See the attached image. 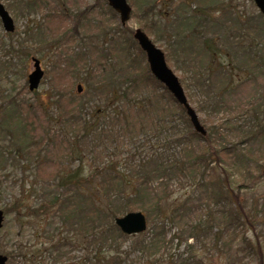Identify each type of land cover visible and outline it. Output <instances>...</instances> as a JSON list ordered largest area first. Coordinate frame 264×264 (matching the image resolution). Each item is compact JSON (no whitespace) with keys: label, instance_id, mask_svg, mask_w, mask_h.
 Here are the masks:
<instances>
[{"label":"rangeland","instance_id":"obj_1","mask_svg":"<svg viewBox=\"0 0 264 264\" xmlns=\"http://www.w3.org/2000/svg\"><path fill=\"white\" fill-rule=\"evenodd\" d=\"M1 1L16 25L14 37H5V42L0 39L1 44L20 42L21 38H27V31L36 32L40 23L49 19L54 29L60 33L73 29L75 23L72 16L60 18L58 14L61 11L69 10L75 14L91 8L90 11H94L96 19L102 20L100 18L105 13L104 17L111 20L110 28L121 24L119 14L112 17L109 10L101 6L98 0H50L52 6L56 7V13L49 10L52 6L42 7L36 12L22 10L20 4L26 0ZM127 1L132 8V15L136 13V16L131 15L130 21L125 25L132 32L130 40L133 41L137 29H142L138 15L141 16L143 10L148 13L151 9L150 17L153 18L155 27L153 34L147 35L165 53L169 68L179 78L207 135L212 134L216 146L227 154L234 144H238L247 154V161L250 163L245 169L241 166L233 168L230 161H224L220 165L222 177H226L227 184L231 186L229 195L234 199L237 197L241 207L236 210L240 218L238 221L231 218L229 205L224 200L220 205H208L206 189L199 180L195 185L188 173L167 180L161 190L158 185L160 181H155L154 192L162 199L164 218L168 221L159 219L157 210H152L153 216L155 215L152 222L146 213L137 211L146 215L147 231L132 236H122L115 232L116 241L111 246L113 254L109 259L110 264L119 261V257L123 264H176L181 258L185 260L192 254L202 260L203 264H257L258 253L252 254L245 244V239L256 247L261 245L264 256V16L254 0H133L142 4L140 12L137 10L139 6H135L131 0ZM56 2L62 3L59 9ZM201 5H204V9L209 13L203 23L201 19L200 23L188 21L181 25L182 23L177 22L179 19L183 22ZM183 11L186 15L179 18ZM52 15L54 19L50 17ZM93 30L91 27L81 33L72 32L74 41L69 47L79 50L83 43L98 48L104 44L106 46V43L110 45V38L107 37L106 41L105 36L93 34ZM0 32L1 35L7 34L2 23ZM194 35H203L202 38L211 40V47L218 52L214 67L223 68L215 75H210V81L217 87L223 82L229 84L227 89H221L220 93L224 97L219 95L220 99L212 95L207 96V89L203 91L198 88L197 79L200 74L203 79L209 78L207 71L202 70V66L208 61H203L199 55L195 60L188 54L190 47H195L192 42ZM198 44L196 47L204 50L202 43ZM56 48L57 44H54L53 40L35 45L30 39L28 47L22 50L31 55L29 60L24 54L23 57L16 56L5 76L0 73V88L4 95L15 99L16 106L21 105L20 109L15 110H20L22 123L27 120L24 104L32 108L34 114L28 121L33 122L34 126L29 130V136L34 138V145L37 144L27 153L24 151V144L18 142L16 145L17 126H11L13 136H6L0 120V210L5 212L4 227L0 231V254L9 257L8 264H94L99 261L100 264H105L101 258H97L95 248L88 247L85 238L62 225L57 210L43 208L44 201L48 200L44 191L49 189V184L58 183L62 171L72 172L80 165L78 160L71 158L73 153L75 156L76 151L73 136L78 134L79 129L72 127L71 123L69 127L64 126L65 122H71L75 115H71L73 103H78L83 109L82 118L85 116L90 120L93 116L99 115L102 118L103 113L106 114L100 124L103 130L105 121H109L112 116L107 113L112 111L113 105L116 106L113 100L108 99L107 91L101 97L99 92L103 91L102 88L96 92V85H86L85 80L91 74L86 75L84 72L76 76L68 69L55 71L53 67L57 62ZM168 49L174 53L172 58L169 57ZM103 54L106 56L107 51ZM127 55L130 61L135 60L136 65H144L145 59L147 61L146 54L145 58L136 46L124 54L116 52L112 58L114 62L117 60L123 63L121 60H125ZM8 56L6 51L0 52V68L9 62ZM34 59L41 62L44 77L39 88L32 92L29 75L35 70ZM91 60V66L97 75L95 74L90 82L96 84L104 82V79L116 78L114 82L120 83H115L119 88L124 84L129 86L128 73L134 69V63L116 66L112 62L101 73L104 67L97 63V53ZM103 60H106L105 57ZM9 66L10 64L6 65L7 69ZM89 68L87 66L86 70L89 71ZM198 70L202 71L199 75ZM225 77H228L226 81ZM80 85L81 93L78 92ZM105 89L107 90V87ZM153 90L143 87L142 94L152 93ZM132 93L136 97L133 91ZM157 93L160 95L163 90L158 88ZM6 102L4 101V104ZM177 120L174 118L175 122ZM135 122L139 125L138 129L124 132L118 139L106 138L102 136L103 131H99L100 134L96 136L98 149L94 153L96 164L92 163L89 155V159L84 160L86 171L89 170V165L100 166L108 160L121 164L129 162L134 166L139 160L164 147V137L169 133H164L161 137L154 133L152 123L141 119H136ZM248 133H258L259 136L257 137V134L254 139L249 140L246 136ZM26 134L18 136L23 139ZM205 144L201 139L199 143L193 144V148L199 151L200 146L202 148ZM185 149H189V146L178 148L172 143L168 156H174L176 160L181 161ZM261 175L263 177L258 178ZM183 203L186 208L178 210L177 207ZM175 212H178V218L173 222L171 219ZM204 217L212 218L213 229H195L196 226H201L199 223ZM157 220L161 221L160 225L163 227L161 243L159 248L146 253L142 250L143 244H151L152 229L156 223L159 225ZM177 235L181 237V244L175 238Z\"/></svg>","mask_w":264,"mask_h":264},{"label":"trees","instance_id":"obj_2","mask_svg":"<svg viewBox=\"0 0 264 264\" xmlns=\"http://www.w3.org/2000/svg\"><path fill=\"white\" fill-rule=\"evenodd\" d=\"M137 8L138 12L142 10V4L137 1L131 0ZM101 3V6L105 7L113 15L112 17L117 16V12L113 10L106 0H98V3ZM57 9L62 6V3H57ZM52 6L50 0H26L20 4L22 10H29L36 12L42 7ZM204 5L193 11V14L177 22L184 25L188 21L193 23L199 22L200 19L203 23L206 19L207 10H205ZM91 8H87L83 11H79L75 14H72L69 10L66 12L61 11L58 14V17L65 18L71 17L75 23L73 29H66L61 32L54 29L50 23V19L45 23H40V26L37 27V31L32 33L27 31V38H21L20 42H9L8 44L0 43V52L6 51L9 53L8 59L9 62L6 67L3 65L0 68V73L4 77L5 72L10 70L13 62L17 57L25 55L26 59L31 55L22 50L28 47V41L32 39L35 45L46 44L48 41L53 40L54 44H57V52L55 59L57 62L53 69L55 71L68 69L71 70L75 75L79 74H88L89 76L85 82L86 85H96L98 89H103L102 92H99V96H103V93L109 95L108 99H111L115 103V107L112 106V111L108 112V116H111L109 121H105L103 125L104 130L100 128L102 119L106 118V114L103 117H92L87 119L85 116L82 118V110L78 103H73V110L71 115L73 116L72 121L65 122L64 126L69 127L70 123L72 127L78 128V134L73 136V145L76 146L75 156L73 153L72 159L78 160L80 165L74 171H62L59 175L58 183L49 184V189H46V197L48 200L44 201L45 205L43 208L47 210H57L58 215L61 218L62 225L69 227L74 234L79 233L81 238H85L88 241L89 248H95L97 258H101L105 264H110V258L113 254L111 250L112 243L116 241L115 232L120 233L122 236H125L124 233L116 226L115 220L118 217L125 216L130 212L142 211L147 214L148 219L152 222L153 220V211H159V219L165 221L163 210L162 199L157 196L154 192V182H159V189L161 190L165 186L167 180H171L179 177L180 175H185L188 173L192 178V181L197 182L201 181L202 186L206 189L208 197V205H220L224 200L227 205H229L230 215L234 221H238L240 218L236 212L239 210L240 204L237 197L234 199L229 195L231 186L227 184V178L222 177L220 173V165L227 161L231 162L233 168L241 166L245 169L249 165L247 161V154L240 148L238 144H234L233 148L229 150V154L225 153L222 148H218L215 142L212 139V134L207 136H202L198 134L186 113L185 108L180 105L174 96L166 89L151 73L148 63L145 59V64L136 65L135 60L130 61L128 55L126 59H122L123 63L115 61L112 58L116 52L126 53L127 50H131L133 47H137V50L145 58V53L140 48L138 42L133 37V41L130 40L132 37V32L129 28L123 26L122 24H117L114 28H110L109 22L104 16L100 18L102 20L96 19L93 15L94 11H90ZM49 10H53L56 13V7L52 6ZM153 10V9H152ZM155 10V9H154ZM151 9L148 13H145L143 10L141 16L138 15V18L141 20L140 26L146 34H153L155 25L153 24V18H151ZM186 15L183 12L180 13L179 18H184ZM132 16H136L134 13ZM54 19V16H50ZM186 17V16H185ZM1 23V21H0ZM201 25V24H200ZM199 25V26H200ZM94 28L93 34H102L105 36L106 41L110 38V45L102 46L101 48L95 47L93 45H88L83 43L79 50L72 49L69 46L73 43L72 32H82L84 29ZM187 27H185L186 29ZM112 29V30H111ZM180 29V28H179ZM178 29V30H179ZM198 29V28H197ZM5 37L13 38V33H7L1 35V42H5ZM203 35H194L193 44L195 47H190L188 54L191 55L195 60L199 57L203 61L207 59V64L202 66V70H206L209 78L203 79L200 74L202 71L198 70L197 79L198 88L201 90L207 89V96H211L220 99L224 97L220 92L221 89H227L229 84L220 83L219 87L210 81V75H215L216 72L220 71L223 67L217 66L214 67V60L216 56V51L211 47V40L202 38ZM36 41V42H35ZM39 42V43H37ZM198 42L202 43V48L196 47L199 46ZM35 47V46H34ZM189 49V48H187ZM107 51V55L104 56V52ZM169 57L172 58L174 53L168 49ZM219 51V50H218ZM97 53V63H100V66L103 65L102 71L106 70L110 63L114 62L116 66H121L122 64H131L134 63V69L129 70L128 76H130L127 81L128 87L122 85L120 88L116 84L119 82H114L115 79H104V82L92 83L90 80L97 72L94 69L92 64V57ZM13 56V57H12ZM17 56V57H16ZM16 57V58H15ZM105 57L106 60H103ZM102 60V61H101ZM90 61V62H89ZM104 63V64H103ZM179 65V64H178ZM89 66V71L86 70V67ZM98 66V67H100ZM100 69V68H99ZM99 69L98 72H99ZM201 69V68H200ZM208 69V70H207ZM90 70L92 72H90ZM186 70V69H185ZM87 71V72H86ZM228 77H225V81ZM84 80V79H83ZM224 81V80H222ZM116 83V84H115ZM100 84V85H99ZM107 87V90L105 89ZM143 87L153 88L152 93L142 94ZM161 88L163 93L158 95L157 89ZM134 92L135 96H133ZM0 88V102L2 106L0 107V120L2 124V129L5 131V135L13 136V129L11 126H17V137L15 138L16 145L19 143L24 144V151H28L34 145V138L29 136V130L34 126L33 122L28 121L29 117H33L34 112L28 104H24L23 109L26 111V121H21L20 109L21 105L16 106L15 99H11L8 95ZM105 95V94H104ZM219 95H222L221 97ZM219 96V97H218ZM10 98V99H9ZM4 101H7L4 104ZM119 104V105H118ZM118 105V106H117ZM12 107V108H11ZM18 107V108H16ZM61 108V107H60ZM83 108V106H82ZM13 112V113H12ZM102 116V115H101ZM174 118L178 120L175 122ZM14 119L16 121L14 122ZM136 119H141L148 121L153 124L154 133L159 134L161 137L164 136V133H169L167 137H164L165 145L164 147L141 159L132 166L129 162L126 164H121V162L108 160L100 166L89 165L90 168L88 171L85 169L84 160L85 158L89 159L91 157L92 163L96 164L94 161L98 149L96 144V136L99 135V131H103V135L106 138H120L122 133L134 131L138 129ZM180 123V124H178ZM182 127V128H180ZM264 127V126H263ZM262 127V134L264 135V128ZM260 128V127H259ZM105 132L107 134H105ZM26 134V136L21 139V136ZM33 133V132H32ZM253 134V133H252ZM258 133H256L257 135ZM256 135H251V133L246 134L247 139L252 140ZM259 134L257 135V137ZM205 141V145L197 151L196 148H193V144L196 142L199 143L200 140ZM172 143L178 148L185 145L189 146V149H185V154L183 160L178 161L175 157L168 156ZM19 151V150H18ZM20 153V152H19ZM22 153V152H21ZM229 155V156H228ZM0 163L2 159L0 158ZM230 161V162H229ZM247 163V164H245ZM207 177L209 179L207 180ZM263 177V175L258 178ZM199 180V181H197ZM257 180V178L255 179ZM55 189V190H54ZM199 190V189H198ZM185 209L186 204H181L177 207L178 210ZM44 210V209H43ZM176 210V209H175ZM177 213L172 214L171 219L173 222L176 221ZM158 221V220H157ZM156 226L152 229V242L150 245L143 244V251L159 248L161 243V233L163 232V227L160 225L161 221H158ZM212 218L207 219L204 217L203 220H200L201 226H196L195 229H202L203 231H209L212 228ZM213 229V228H212ZM181 244V237L179 235L175 236ZM173 241V240H172ZM245 244L249 250L252 251V254H257V264H264V256L261 245L257 247L252 244L251 241L245 239ZM93 252V251H92ZM99 253V254H97ZM260 255V256H259ZM96 258V259H97ZM119 261H113V264H123V260L119 257ZM182 260V262H181ZM180 262L176 264H203V261L198 259L192 254L189 258H181ZM126 263V261H124ZM94 264H100L94 263Z\"/></svg>","mask_w":264,"mask_h":264},{"label":"water","instance_id":"obj_3","mask_svg":"<svg viewBox=\"0 0 264 264\" xmlns=\"http://www.w3.org/2000/svg\"><path fill=\"white\" fill-rule=\"evenodd\" d=\"M109 6L115 10L121 20V24L125 26L131 19L132 8L127 0H106ZM256 6L264 16V0H254ZM0 21L7 33H14L16 25L10 12L0 0ZM134 38L138 42L140 48L145 52L149 68L153 76L174 96L177 102L182 105L191 121L194 130L202 136L207 135V131L202 125L196 110L191 106L185 90L175 73L169 68L165 53L159 49L142 30L137 29ZM35 70L29 75V86L32 92L36 91L44 77V71L41 62L34 59ZM78 92H82V86L78 87ZM4 212L0 210V230L4 226ZM116 226L125 235H139L148 229L147 217L142 212H130L125 216L118 217L115 220ZM9 258L0 254V264H8Z\"/></svg>","mask_w":264,"mask_h":264},{"label":"flooded vegetation","instance_id":"obj_4","mask_svg":"<svg viewBox=\"0 0 264 264\" xmlns=\"http://www.w3.org/2000/svg\"><path fill=\"white\" fill-rule=\"evenodd\" d=\"M2 211H3V210H2ZM3 212H4V211H3ZM4 220H5V212H4ZM4 222H5V221H4ZM3 227H4V226H3ZM2 229H3V228H2ZM2 229H1V230H2ZM1 230H0V231H1ZM7 257H8V256H7ZM8 258H9V257H8ZM8 261H9V260H8Z\"/></svg>","mask_w":264,"mask_h":264}]
</instances>
